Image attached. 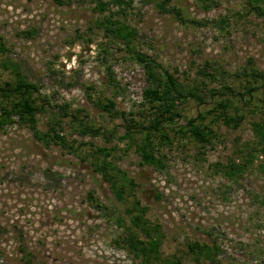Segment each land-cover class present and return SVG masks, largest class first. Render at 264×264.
Masks as SVG:
<instances>
[{
  "label": "rangeland",
  "instance_id": "obj_1",
  "mask_svg": "<svg viewBox=\"0 0 264 264\" xmlns=\"http://www.w3.org/2000/svg\"><path fill=\"white\" fill-rule=\"evenodd\" d=\"M62 1L0 0L6 55L40 88L37 103L45 110L36 114V130L52 135L51 117L59 113L58 129L72 146L41 140L16 118L0 128V264H143L120 241L118 220L129 224L132 196L118 200L91 164L102 147L133 178L146 218L160 227V257L152 264H196L193 242L210 248L200 264H264V153H254L264 142L253 130L264 120V95L258 84L244 92L239 77L251 67L264 73V15L250 9L252 0H170L181 16L162 12L159 0H104V13L91 0ZM252 4L264 7V0ZM109 12L135 29L132 43L105 30ZM134 51L203 98L179 103L180 115L166 125L170 143L158 146L160 169L140 165L141 135L125 138L122 118L99 106L112 100L139 119L147 80ZM11 78L0 67V81ZM224 101L229 114L244 117L237 128L214 121ZM198 115L213 131L208 143L179 132ZM81 121L100 135H82ZM248 151L253 163L225 175Z\"/></svg>",
  "mask_w": 264,
  "mask_h": 264
},
{
  "label": "trees",
  "instance_id": "obj_2",
  "mask_svg": "<svg viewBox=\"0 0 264 264\" xmlns=\"http://www.w3.org/2000/svg\"><path fill=\"white\" fill-rule=\"evenodd\" d=\"M58 1L63 2L62 0ZM199 1L205 5L210 2V0ZM254 1L257 2V0ZM91 2L100 13H104L109 9V2L107 1L91 0ZM115 2L118 5L128 4L124 0H115ZM252 3H249L250 9L263 16L264 7ZM157 7L162 12H173L181 16L179 10L170 4V0H159ZM114 16L115 12H109L108 15L104 16L101 24L114 38H121L127 44L132 43V39L136 36L135 29L124 24L120 19L114 18ZM8 51L9 49L2 36H0V67L12 74L10 80L0 81V128L14 123V118H16L19 121L28 123L39 139L46 140V137H49L52 141L54 140L56 143L68 147L65 137L60 134L61 131L58 129L61 124L59 113H54L51 117L49 131L52 135L46 132L40 133L36 130V114L45 110L43 104L39 105L37 103L40 88L27 79L18 63L8 58L6 55ZM134 57L143 64L147 80V86L143 89L142 94L143 110L138 113L139 119L128 117L125 112L116 110L115 103L112 100H108L105 104L100 103L99 106L112 116L122 118L125 123V138L134 139L135 133L141 135L139 141L135 144V152L140 159V165H150L160 169L164 166V155L160 153L158 146L166 142L170 143L168 134L165 132L166 125L173 123L175 118L180 115L179 103L189 97L198 102H202L203 98L196 89L186 92L177 77L167 70L161 71L156 61L148 55L134 51ZM241 76L245 80L244 92L251 93L257 90L256 86L258 84L264 95L263 72L251 67L239 74V77ZM227 89L229 88L227 87ZM240 96L243 95L240 94ZM215 108H220V110L218 112L214 111V121L221 120L225 125H231L233 128H237L244 118L243 115L229 114L226 111L228 108L226 101L219 102ZM203 119V115L187 119L185 126H180L179 132L187 135L191 134L199 142H210L213 131L210 127L200 123ZM78 126H80L82 135H100L98 128H94L84 121H81ZM253 130L258 135L259 143L263 144L264 120L261 123H255ZM69 147L72 148L71 145ZM255 152L264 153V147L254 149ZM111 153V149L96 148L91 155L93 159L91 164L108 183L112 193L118 200H123L126 194L132 196L130 206L125 209L126 214L129 216V224H125L123 219L118 220V224L123 228L120 236L121 245L134 259L143 264H152L155 259L160 257L159 248L162 243V232L159 225L152 224L146 218L147 207L142 205L134 194L135 182L133 178L118 167L115 162L108 159ZM239 156H241L242 162H239V158L232 160L229 169L225 172V175L229 178L240 174L254 161V155L250 151L239 152ZM95 201L97 207H103L97 200ZM188 249L193 254L196 264H200L201 257H208L210 254V248L207 245H199L197 242L189 244ZM173 263V261H170V264Z\"/></svg>",
  "mask_w": 264,
  "mask_h": 264
}]
</instances>
